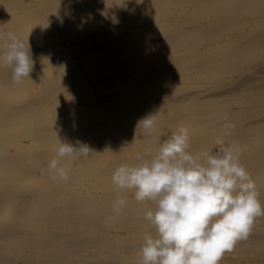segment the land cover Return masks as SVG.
Here are the masks:
<instances>
[{"label": "bare ground", "instance_id": "1", "mask_svg": "<svg viewBox=\"0 0 264 264\" xmlns=\"http://www.w3.org/2000/svg\"><path fill=\"white\" fill-rule=\"evenodd\" d=\"M9 32L33 67L13 83L0 40V264H139L154 204L111 177L158 151L137 128L148 115L161 140L187 127L193 154L216 147L227 116L264 206V0H0ZM58 139L92 151L65 158L67 181L41 174ZM262 249L259 217L232 253Z\"/></svg>", "mask_w": 264, "mask_h": 264}, {"label": "clouds", "instance_id": "2", "mask_svg": "<svg viewBox=\"0 0 264 264\" xmlns=\"http://www.w3.org/2000/svg\"><path fill=\"white\" fill-rule=\"evenodd\" d=\"M5 41L3 59L12 68V81L29 78L33 60L29 43L14 33L0 34ZM144 134L155 137L158 151L137 155L135 165L121 164L111 180L119 191H133L136 202L151 201L145 218L155 228L146 234L139 264H219L226 252L247 240L255 221L264 217V206L251 174L240 162L241 149L227 141L236 125L224 117L222 133L214 139V149L191 152L189 129L179 127L166 139L159 138L157 114L138 121ZM41 174L53 181H67L71 169L66 157H89L91 149L61 142ZM150 156L151 159H146ZM127 200L118 195L112 211L120 214Z\"/></svg>", "mask_w": 264, "mask_h": 264}, {"label": "rangeland", "instance_id": "3", "mask_svg": "<svg viewBox=\"0 0 264 264\" xmlns=\"http://www.w3.org/2000/svg\"><path fill=\"white\" fill-rule=\"evenodd\" d=\"M82 29V28H81ZM82 30H84V28L82 29ZM82 30H80V31H82ZM80 33V32H79ZM73 34L74 33H72L71 34V36L73 37V38H76V40L78 39V37H79V35H77V34H74L75 35V37L73 36ZM77 35V36H76ZM79 42H82V41H78L77 43H74V45H77V44H79ZM256 244L257 245H259L260 246V244H261V241H257L256 242ZM259 254V256H261V257H259L258 256V254ZM257 253H255V254H249L250 256V258L247 256V255H244L243 257H239V256H236L234 253H232V251L231 252H226L225 254H224V256L222 257V259L219 261V264H238V262H239V264H262V263H264V259H262V258H264V249H262V250H260V251H258ZM262 253V254H261ZM230 254H231V256H230ZM232 254H234V255H232ZM233 256V257H232ZM247 256V257H246ZM252 256V257H251ZM256 256H258V257H256ZM241 260H240V259ZM235 259V260H234ZM239 259V260H238ZM261 259V260H260ZM259 260V261H258ZM248 261V262H247Z\"/></svg>", "mask_w": 264, "mask_h": 264}]
</instances>
